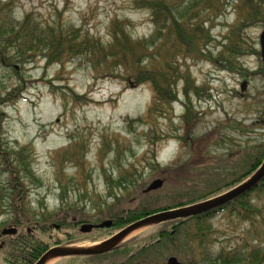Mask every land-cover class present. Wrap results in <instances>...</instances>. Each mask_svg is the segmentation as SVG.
<instances>
[{
    "label": "rangeland",
    "instance_id": "374dc122",
    "mask_svg": "<svg viewBox=\"0 0 264 264\" xmlns=\"http://www.w3.org/2000/svg\"><path fill=\"white\" fill-rule=\"evenodd\" d=\"M141 1L144 0H0V6L9 4L6 13L14 21L29 17L39 26L53 27L61 37H87L106 46L117 27L112 24L117 21L131 40H148L153 34L151 13L139 7ZM176 2L184 5L186 0ZM217 4L216 11L196 13L198 25L193 30L194 36L206 32L210 38L205 45L193 41L196 48L203 46L202 53L210 60L183 56V48L173 36L178 45L175 67L178 78L174 85L176 99L170 104L157 103L148 84L128 82L121 69L115 70V74H121L120 78L115 74L106 76L103 67L95 69L85 56L71 57L58 51L61 61L50 63L45 53L39 51L23 63L9 62L15 65V72L12 66L0 67V97L19 85L23 91L18 100L0 107L4 114L0 125L1 150L28 151L31 170L39 182L30 181L28 186L29 206L35 220H50L49 216L57 211L76 212L67 216V222L77 225L78 231L85 224L111 221L109 217L114 214L137 208L135 191L140 186L143 192L154 180H162V187L153 193L164 188L165 181L159 175L161 168L178 162L180 173L176 169L171 174L176 179L195 174L194 165H203L202 170L210 177L222 176L245 162L246 154L250 156L264 146V64L259 48L264 30V0H221ZM1 18H5L4 13ZM232 45L238 48L240 56L232 58L225 53ZM156 47L164 49L162 43ZM164 56L159 52L157 58ZM160 64L161 61L154 69H160ZM244 82L246 93L242 97L240 87ZM186 105L190 107L189 115ZM139 118L143 120L138 122ZM182 136L184 143L180 141ZM198 141H203L201 151L194 154L191 150ZM103 142L107 145L105 153L101 152L105 149ZM63 150L79 162L78 167L62 162L57 153ZM263 161L264 156L260 163ZM189 164L193 167L189 168ZM3 180L4 173L0 177ZM248 199L255 209L249 219L241 221L227 209L203 222L202 228L211 229L207 241L211 253L243 247L264 252V185L251 192ZM178 200L185 202L182 197ZM149 228L139 229L121 244ZM108 229H101L104 230L101 233L79 231L97 239L73 246L92 247L119 231L107 236ZM194 229L182 241L178 238L183 249L176 245L178 251L162 247L160 252L170 251L196 261L197 253L189 250L186 241ZM65 233L53 231L46 250L60 243ZM53 238H57L54 243ZM93 258L53 259L47 264L100 262Z\"/></svg>",
    "mask_w": 264,
    "mask_h": 264
},
{
    "label": "trees",
    "instance_id": "16d2710c",
    "mask_svg": "<svg viewBox=\"0 0 264 264\" xmlns=\"http://www.w3.org/2000/svg\"><path fill=\"white\" fill-rule=\"evenodd\" d=\"M220 1L186 0L184 5H178L176 0L141 1L139 7L145 8L151 13V22L155 28L153 34L148 40H131L125 30L118 26L119 22L117 21L112 24H117V27L112 30L111 41L106 46L101 45L100 42L91 41L87 37L82 39H78L74 35L61 37L55 33L53 27L39 26L33 23L29 17H25L19 22L14 21L6 13L9 4L1 5L0 67L12 66L15 72V65H10L9 62L23 63L34 52L39 51L45 53V57L50 63L61 61L60 52L71 57L85 56L94 63L95 69L103 67L108 73L106 76L111 77V74H115L116 69H121L127 75L128 82L131 80L136 85L148 84L155 93L157 103L170 104L176 99L174 85L178 78L175 69L177 46L183 48L184 54L181 53L183 56H202L210 60V57L202 53L201 47L203 46L196 48L197 44L193 45V41H200L205 45L210 41V38L206 32L194 36L193 30L198 25L195 23L198 18L196 13L198 11L204 13L216 11L219 7L217 3ZM3 13L5 14L4 19L1 18ZM173 36L176 37L174 39L178 43L177 46ZM157 43H162L164 49L157 48ZM237 49L232 45L225 53L229 57L235 58L239 53ZM159 52L165 54L161 59L157 58ZM221 55L222 53L219 56ZM238 56L240 55L238 54ZM159 61H161L160 69H154V66L159 65ZM147 62H149L148 65ZM120 75L115 74L118 78L121 77ZM18 79L22 84L24 83L21 78ZM21 87L19 85L5 93V97H0V107L5 103L11 104L18 100L23 93ZM184 93L187 95L188 92ZM189 110L190 107L186 105L187 115H189ZM3 116L4 114L0 111V125ZM186 118L183 122L185 128H187ZM142 120L143 118H139L137 121L141 122ZM181 138L180 141L184 143L185 139L183 140V136ZM178 139L177 137L179 142ZM191 141L193 144V140ZM202 144L203 141L202 143L198 141L191 151L197 154L201 151ZM1 146L0 142V177L4 173L5 180L0 181V264H34L47 251L48 240L53 237V231L56 233L58 231L66 232L65 246L97 239L80 234L77 225L67 222L68 217L76 212L57 211L49 216L50 220L43 222L35 220L33 210L29 206L28 186L30 181L35 184L39 182L31 170L27 157L28 151L26 148H20L9 152L7 149L1 150ZM102 148L105 149L101 152L105 153L107 151L105 142L102 143ZM68 153L70 152L63 150L57 155L62 157L63 163H71L73 167L76 165L78 167L79 162ZM248 156L249 154H246L247 160L237 164L226 174L227 178L226 175L215 176V174L211 178L207 171L202 170L204 169L203 165L200 167L194 165L193 167L192 164H189L188 167H193V172L196 173L181 179H176L171 175L176 169L180 173L181 166L178 162L161 168L159 175L165 181L164 188L158 193L144 194L141 192L140 186L135 191V199L138 200L137 208L121 211L109 217L112 226L105 231V235L108 233L107 236H110L147 215L189 206L228 192L243 183L258 169L264 156V146H259L253 154ZM227 163L229 162L224 164ZM240 170L245 172L241 175L239 174ZM263 185L264 179L251 192L257 191ZM120 186L121 181L118 180L116 184L118 190ZM251 192L249 191L235 200L197 217L152 226L127 243L120 244L112 251L93 259H99L98 264H111L112 262L113 264H162L169 256L168 258L176 257L184 264H264V252L258 249L246 250L243 247L231 252L220 250L211 253L207 248L211 229L209 227L202 228L206 219L227 209L235 212L241 221L249 219L255 213V209L250 206L248 199ZM178 197H182L185 202L178 200ZM60 200L62 201V198ZM82 220L79 219V223H83ZM55 227H58V230H55ZM192 227H196V230L194 229L190 233L191 238L186 241L190 245L189 250L194 255L197 253L196 261L188 260L187 256L184 258L181 254H172L170 251L160 252L162 247H166L167 250L174 248V251H178L179 247L176 245L182 246L183 249L184 246L178 238L180 237L182 241V238L189 230L191 231ZM6 228H15L16 235H1L2 230ZM27 229H30V233L27 232ZM102 231L104 230H97L99 233ZM56 239L53 238L51 242H56ZM183 253L186 255L185 250Z\"/></svg>",
    "mask_w": 264,
    "mask_h": 264
},
{
    "label": "water",
    "instance_id": "95a60500",
    "mask_svg": "<svg viewBox=\"0 0 264 264\" xmlns=\"http://www.w3.org/2000/svg\"><path fill=\"white\" fill-rule=\"evenodd\" d=\"M260 46V58L264 64V30L259 37ZM246 84L241 85V90H245ZM264 179V161L261 163L259 168L243 183L236 186L235 188L229 190L228 192L219 195L217 197L195 203L189 206L180 207L177 209H171L166 211H161L155 214L147 215L146 217L139 219L130 225L124 227L113 236L108 239L96 244L92 247L80 248L77 246H66V247H54L46 251L34 264H47L53 259L61 258H78V257H95L104 255L117 246L132 232L139 230L141 228L152 227L158 224H163L167 222L184 220L192 217H197L211 210L219 208L239 196L254 189L261 180ZM163 185L162 180H154L143 193H149L159 190ZM112 226V221H104L96 225L85 224L82 225L79 231L83 234L90 233L92 230L107 229ZM17 230L15 228L3 229L1 235L3 236H14ZM165 264H183L179 262L176 258L170 257Z\"/></svg>",
    "mask_w": 264,
    "mask_h": 264
},
{
    "label": "flooded vegetation",
    "instance_id": "af4514ba",
    "mask_svg": "<svg viewBox=\"0 0 264 264\" xmlns=\"http://www.w3.org/2000/svg\"><path fill=\"white\" fill-rule=\"evenodd\" d=\"M259 48H260V46H259ZM244 83H245V82H244ZM242 84H243V83H242ZM242 84H241V85H242ZM245 84H246V83H245ZM240 89H241V87H240ZM244 91H245V90H244ZM244 91L241 90V96H242V97L245 96L244 94H245L246 92H244ZM55 230H58V227H55ZM63 237H64V239L62 238V240H61L60 243H59V241L56 242L51 248H54V247H66V246L64 245V241H65V238H66V234H64ZM51 248H50V249H51ZM48 250H49V249H48ZM48 250H47V251H48ZM44 253H45V252H44ZM61 259H63V258H61ZM167 260H168V259H167ZM166 262H167V261H166ZM166 262H165V263H166Z\"/></svg>",
    "mask_w": 264,
    "mask_h": 264
},
{
    "label": "bare ground",
    "instance_id": "6f19581e",
    "mask_svg": "<svg viewBox=\"0 0 264 264\" xmlns=\"http://www.w3.org/2000/svg\"><path fill=\"white\" fill-rule=\"evenodd\" d=\"M137 231H139V230H136V231H134V232L130 233L128 236H130V235L134 234V233H135V232H137ZM128 236H127V237H128Z\"/></svg>",
    "mask_w": 264,
    "mask_h": 264
}]
</instances>
